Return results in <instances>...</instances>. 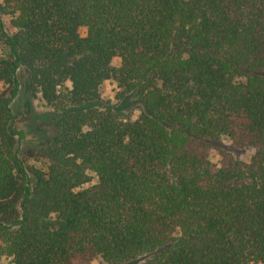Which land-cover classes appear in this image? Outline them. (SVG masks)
Returning a JSON list of instances; mask_svg holds the SVG:
<instances>
[{"label":"trees","instance_id":"trees-1","mask_svg":"<svg viewBox=\"0 0 264 264\" xmlns=\"http://www.w3.org/2000/svg\"><path fill=\"white\" fill-rule=\"evenodd\" d=\"M0 257L264 264V0H0Z\"/></svg>","mask_w":264,"mask_h":264},{"label":"rangeland","instance_id":"rangeland-1","mask_svg":"<svg viewBox=\"0 0 264 264\" xmlns=\"http://www.w3.org/2000/svg\"><path fill=\"white\" fill-rule=\"evenodd\" d=\"M4 23L8 27V20L4 18ZM113 66H119V62L114 60L112 62ZM117 93L116 85L112 82H106L101 85L99 89V97L103 102H109L115 104V95ZM11 110L13 111L16 117V128L24 132L25 139L20 143V157L25 160L27 164L35 165L32 161L33 147L40 140V135L38 130L41 126L39 116L45 115L49 112V108L46 107L41 100L34 99L28 100L24 94H19L11 103ZM126 112L130 113V119L133 115L137 116L138 107L135 103H130L126 108ZM126 114V113H125ZM220 147L224 150L230 152L233 157L243 161L248 162L250 157L253 154L252 150L243 149L237 150L231 148L229 143L226 140H223L220 143ZM209 160L213 164L218 162V153L216 150H211L209 152ZM95 179L93 180V182ZM3 264H9V260L0 257ZM76 264H105L101 259H93L89 262H77Z\"/></svg>","mask_w":264,"mask_h":264},{"label":"clouds","instance_id":"clouds-1","mask_svg":"<svg viewBox=\"0 0 264 264\" xmlns=\"http://www.w3.org/2000/svg\"><path fill=\"white\" fill-rule=\"evenodd\" d=\"M135 118H136V116L134 114L133 117H132V119H135ZM0 264H3L2 260H0Z\"/></svg>","mask_w":264,"mask_h":264}]
</instances>
